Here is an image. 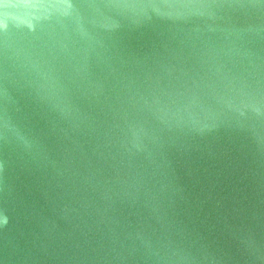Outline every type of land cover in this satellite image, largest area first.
I'll return each mask as SVG.
<instances>
[{"label":"water","instance_id":"1","mask_svg":"<svg viewBox=\"0 0 264 264\" xmlns=\"http://www.w3.org/2000/svg\"><path fill=\"white\" fill-rule=\"evenodd\" d=\"M0 264H264V0H0Z\"/></svg>","mask_w":264,"mask_h":264}]
</instances>
